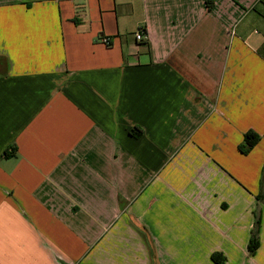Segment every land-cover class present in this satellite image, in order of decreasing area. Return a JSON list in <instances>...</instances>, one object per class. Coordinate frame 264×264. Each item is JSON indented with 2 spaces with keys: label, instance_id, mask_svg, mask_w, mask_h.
<instances>
[{
  "label": "crops",
  "instance_id": "crops-1",
  "mask_svg": "<svg viewBox=\"0 0 264 264\" xmlns=\"http://www.w3.org/2000/svg\"><path fill=\"white\" fill-rule=\"evenodd\" d=\"M208 1L0 0V264H264V0Z\"/></svg>",
  "mask_w": 264,
  "mask_h": 264
},
{
  "label": "trees",
  "instance_id": "trees-1",
  "mask_svg": "<svg viewBox=\"0 0 264 264\" xmlns=\"http://www.w3.org/2000/svg\"><path fill=\"white\" fill-rule=\"evenodd\" d=\"M206 4L209 5V1L205 0ZM210 9V7H208ZM130 136L132 137H139L141 134V131L139 129H131L129 131ZM244 144L242 145V151L247 152L250 148H252L256 142L258 141V138L256 137V135H254L253 133H247L244 136ZM259 228H260V214H259V210L256 208V210L254 211V223H253V227L251 230V235H250V239L248 242V246H247V250H248V255L252 256L255 251L257 250L258 246H259ZM144 240L146 241V243H148V239L146 235H142ZM148 249L150 252V259H151V264H153V251L151 246H149L148 244ZM210 261L213 264H225V258L218 254V253H213L210 255Z\"/></svg>",
  "mask_w": 264,
  "mask_h": 264
},
{
  "label": "built area",
  "instance_id": "built-area-1",
  "mask_svg": "<svg viewBox=\"0 0 264 264\" xmlns=\"http://www.w3.org/2000/svg\"><path fill=\"white\" fill-rule=\"evenodd\" d=\"M144 39H145V36H144V34L142 32H139V33L135 34V40L136 41H142ZM101 42L106 44V45L109 44L108 39H106V38L101 39Z\"/></svg>",
  "mask_w": 264,
  "mask_h": 264
}]
</instances>
